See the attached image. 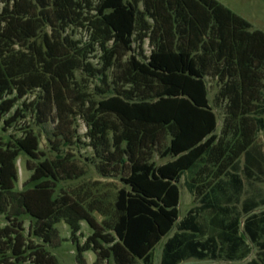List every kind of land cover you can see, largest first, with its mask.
<instances>
[{
	"label": "trees",
	"instance_id": "16d2710c",
	"mask_svg": "<svg viewBox=\"0 0 264 264\" xmlns=\"http://www.w3.org/2000/svg\"><path fill=\"white\" fill-rule=\"evenodd\" d=\"M145 41L148 56L135 54ZM207 79L223 105L219 134ZM26 118L53 125L51 156L29 126L0 139V264H59L48 246L60 222L77 264L89 251L93 264H152L164 238L159 264L240 262L252 247L245 264H264V196L242 198L264 182V32L218 1L0 0V123ZM77 119L86 161L122 184L111 197L87 182L59 187L85 176L64 152L80 143ZM22 153L30 175L18 190ZM156 154L170 160L156 165ZM184 175L197 205L179 219ZM82 222L91 234L80 245Z\"/></svg>",
	"mask_w": 264,
	"mask_h": 264
},
{
	"label": "rangeland",
	"instance_id": "374dc122",
	"mask_svg": "<svg viewBox=\"0 0 264 264\" xmlns=\"http://www.w3.org/2000/svg\"><path fill=\"white\" fill-rule=\"evenodd\" d=\"M219 3H221L226 8L230 9L232 12L237 14L238 16L242 17L244 20L249 22L251 26L254 29L260 30L264 32V0H216ZM141 8V5H140ZM74 38L77 40H80L82 42H86L89 38V31L86 29H79L76 30L74 33ZM134 53L135 54H141L143 56H148L150 51V46L148 45L147 41H145L139 49L138 45L136 43L133 44ZM131 53H127L125 59H127L130 56ZM99 56L100 52L96 51L91 57V62L95 64L96 66L99 64ZM140 58V57H139ZM81 79H84V76H78ZM209 84V99L210 104L213 108V111L215 112L217 116V128H216V134L220 133V129L222 126V120H223V105L221 103H217L214 101L215 94L217 92V88L214 84V82L207 79ZM97 83V82H96ZM81 85L83 86V90L85 89L87 94H91L95 96L94 86L95 83L91 80H85L82 81ZM94 98L100 99L99 96H95ZM32 96H28L26 98V101L31 100ZM24 126H29L33 131L38 135L39 137V147L40 150L43 152H48L47 156H51L50 152V146L47 142L48 137H50V133L52 131L53 125L50 123H46L43 125V128L36 127L33 123V120L31 118H26L21 120L19 123L15 125V127L8 129L6 131H3V126L0 123V139L3 141H7L10 137H19L21 134V129L24 128ZM74 130L76 132V135L80 139V143H74V145H71L70 147H67L65 149V153L69 154L73 157V160L77 164L81 170L85 172V176L74 182L70 183H61L59 184V187H75L83 182H87L90 185L95 184L96 187L100 189V193H104L111 197L116 189L120 188L122 184L118 181V178L114 179H102L98 176L96 173L94 167L86 161V159H90V156L92 155V150L90 147H87V139L85 138V132L86 128L81 119H77L74 123ZM256 143L260 146V148L264 152V130L261 131L256 139ZM84 144V145H83ZM27 160V157L22 153L20 154L16 165L18 169V181L16 183V189L20 190L23 187V184L28 179L30 172L26 170L25 162ZM170 159L167 158H160L159 155H155L153 157V161L156 165H161ZM242 162V159H241ZM187 178L186 175H184L178 184L179 190H180V200L178 205V213H179V219L182 218L186 212L197 205V201L194 199L192 195L188 193L184 186V180ZM245 193L243 194L242 198L246 197L248 194L254 195V196H264V182L261 183H253L251 186L245 187ZM261 209H264L261 208ZM100 220V219H98ZM5 225V221L2 217H0V228H2ZM29 227V220L24 219V235L27 236ZM56 231H57V238H55L52 241V244L48 246V251L54 255L59 262V264H77L75 261V246L70 241V231L63 222L57 223L55 225ZM173 231L169 234H171ZM91 230L86 224V222L81 223V230L80 234L78 235V243L81 245L84 243L85 239L90 236ZM166 238H164L153 250L152 252V264H159L160 255H161V249L162 244ZM256 248L252 247L250 256L240 262H222V261H198V260H192L187 261L182 264H245L248 260L254 258L256 256ZM85 264H93L95 260V255L93 252H86L83 255ZM103 264H113V262L110 260L108 262H104ZM137 264H141L138 262Z\"/></svg>",
	"mask_w": 264,
	"mask_h": 264
},
{
	"label": "crops",
	"instance_id": "0c3cea01",
	"mask_svg": "<svg viewBox=\"0 0 264 264\" xmlns=\"http://www.w3.org/2000/svg\"><path fill=\"white\" fill-rule=\"evenodd\" d=\"M192 260H195V259H189V260H187V261H192ZM187 261H185V262H187ZM185 262H182V263H185ZM182 263H181V264H182Z\"/></svg>",
	"mask_w": 264,
	"mask_h": 264
}]
</instances>
